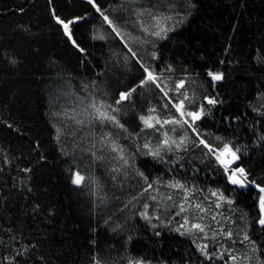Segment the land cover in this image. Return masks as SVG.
<instances>
[{
	"label": "trees",
	"instance_id": "1",
	"mask_svg": "<svg viewBox=\"0 0 264 264\" xmlns=\"http://www.w3.org/2000/svg\"><path fill=\"white\" fill-rule=\"evenodd\" d=\"M97 2L124 38L147 21L137 15L141 9L172 15L176 24L150 47L127 41L130 51L88 0H0V264H95L93 258L101 264H233L230 255L236 264L264 261L259 189L231 185L198 142L230 143L239 156L230 168L243 166L250 182L264 186V0ZM53 10L62 18L83 17L70 27L84 52ZM140 61L164 88L184 79L180 92L193 96L188 108L205 106L195 122L200 137L186 133L184 145L158 157L143 145L156 149L163 139L139 116L153 113L150 108L161 117L177 115L156 83L139 87L113 111L118 90L143 78ZM210 70L223 79L213 81ZM205 95L218 103L208 104ZM93 99L112 105L104 110L125 129L100 119L89 107ZM77 171L79 185L72 182ZM213 190L226 197L219 208ZM192 223L205 225L207 237L189 232ZM193 240L212 255L205 257Z\"/></svg>",
	"mask_w": 264,
	"mask_h": 264
},
{
	"label": "snow or ice",
	"instance_id": "2",
	"mask_svg": "<svg viewBox=\"0 0 264 264\" xmlns=\"http://www.w3.org/2000/svg\"><path fill=\"white\" fill-rule=\"evenodd\" d=\"M51 3V0H49ZM89 4L95 9L96 12H98L104 19V21L112 26L113 31L116 32L117 36H120V32L117 29L114 21L109 18L108 15L105 14V12L102 10L100 4L97 2V0H88ZM23 9H21L22 11ZM145 15L147 17V21L141 23V27L143 28V31L150 36L153 37H163L168 29L164 27V22L167 20H172L173 16L168 15V16H163V15H158L155 12H153L150 9H141L138 11L137 15ZM53 18L57 22L58 25L62 26L64 33L67 35L68 39L71 40L72 44L75 45V47L79 48L81 52H84L85 49L80 47V45L76 42V40L73 38L72 34V29L71 25H73L75 22L80 21L83 19L81 16H73L71 18H62L60 15H57L55 10H53ZM87 13H85V16ZM131 51V49H129ZM133 56H136L135 52H132ZM152 57H155L157 53L153 51L151 53ZM14 62V61H13ZM141 67L143 69V78L139 79L138 84H132L130 87H127L126 90H118V98L115 99V105L116 107L113 109V111H119L120 107H122V102L129 101L131 98L134 97V94L138 91L139 87L145 86L148 82H155L157 86H160V81L159 77L156 75L154 70L147 64H145L143 61H140ZM173 66L169 65L168 66V71H173ZM208 76L211 77L213 81H219L223 79V73L219 71H209ZM185 84L184 79H180L176 82V91H181V86ZM215 86V85H213ZM161 90L164 92V96L168 97V102L172 104V106L175 108L176 112L179 113V118L175 115H170L167 116V118H164L162 120V123L168 124V123H175V124H187L189 127H191L192 131L196 133L198 137H200V133L197 131V128L195 127V122L200 120L201 117L205 114V106L201 104L198 108L196 109H190L186 107V102L188 101V96L187 94H184L183 98H173L169 95L168 91H165L163 88ZM203 100L207 101L208 104L210 105H216L218 103L217 99L213 96L205 95L202 98ZM89 107H91L94 110V113L98 115L100 119H108L113 122H115L121 129H125V124L121 123L115 115H110L108 111H105V108H112V105H108L106 101L100 100L99 103L93 99V101L90 103ZM164 109L166 110L168 108V103L166 102L164 104ZM149 112H155V109L150 108ZM190 118V119H189ZM140 121H142L145 125L148 127H152L153 125L150 123V121L155 120L157 122H161V118L159 116H145V115H140L139 116ZM164 139L160 142L159 145H157L156 149H151V146L149 143H145L143 145L144 149H149V153L153 157H158L160 155L161 147L160 145L164 146H169L170 144H175L177 148L181 147L180 143H176L175 140H170L168 137V133H164ZM103 139V138H102ZM181 143H185L187 141L186 136H181L180 138ZM199 144L204 145V147L208 150V153L211 154L216 161L223 166L224 172L227 174V180L230 182L231 185L234 186H241V187H246L248 183H253L255 184L256 188L259 189V219L258 223L264 228V186H261L260 184L256 183L255 181H249V173L248 171L243 167H231L233 161L239 160V156L237 155L238 150H234L233 146L228 143V142H223L221 145H213L212 143L208 142L204 138L199 139ZM113 144H115V141H112ZM117 151L121 153V157H123V148L122 147H117ZM137 150H139V146H137ZM171 150V149H169ZM42 159L44 157H41ZM125 163L127 161L125 160ZM24 171H29V169H24ZM139 175L144 178L145 182H147L148 178L144 175L143 172H140ZM115 179V177H113ZM83 180V177L81 176L80 172L77 171L73 175V180L72 182L74 184H81ZM171 183V182H170ZM176 187H182V185L179 182H176L175 184ZM147 187L150 189L152 188V184L148 183ZM141 191H146L145 189H141ZM185 196L189 194V189H185ZM212 196H219L220 199L216 201V207H220V200L226 199L224 196L223 192H220L219 190H213L211 192ZM151 199H155V197H150ZM229 204L232 203V201L229 199L228 200ZM183 204V201L181 202ZM145 208H147V204H145ZM196 208L203 212L205 209L201 207V205L198 203L196 205ZM184 211V208H181V212ZM141 215L150 220V217L148 216L147 212L142 211ZM202 220L203 217H200ZM212 219H215V216L212 217ZM185 222H188V217H184ZM181 227H178L176 231H181ZM192 230H199L200 232L204 233V237L206 238L208 233L205 231V225L202 223H192L190 225V228L188 229L189 232ZM182 234H184L182 232ZM224 235L228 237H232L233 233L231 231H227L223 233ZM215 236L216 233H213ZM250 238L247 233L244 234L243 240L248 241ZM193 243L196 244L197 249L205 256L209 257L212 254L207 251V245L203 243H196V240H193ZM253 244V251L256 250L255 248V241H251ZM228 252H232V249H227ZM5 259L12 260L14 259L13 257H6ZM95 261V264H101L100 260H97L93 258ZM231 261H233V264H236L237 257L235 255H230L228 257ZM129 264H145L143 260H136V261H129ZM258 264H264V261H258Z\"/></svg>",
	"mask_w": 264,
	"mask_h": 264
},
{
	"label": "rangeland",
	"instance_id": "3",
	"mask_svg": "<svg viewBox=\"0 0 264 264\" xmlns=\"http://www.w3.org/2000/svg\"><path fill=\"white\" fill-rule=\"evenodd\" d=\"M175 24H176L175 22H172L171 20H167V21L164 22V25L163 26L166 27L169 30L170 28L174 27ZM139 27L138 26H132V28H130L129 31H128L129 33L126 32L127 34L130 35V36L129 35H126V38H124L122 35L118 36L121 39V41L123 42V44L128 49H129V46H128L127 41L129 43H132V44H137V43H140L141 42L146 47H150L151 44L152 45L154 44V43H152L154 41L153 38H156V37L150 36L149 34H147V33H145L143 31V28L142 27H140V28ZM138 39L140 40L139 42H138ZM159 81H160V77H159ZM159 88H160V90H161V88H164L163 86H161V83H160ZM175 89H176V87H174L172 89L170 87V85H169L168 88L167 87L164 88V90L165 91H168L169 92V95L170 96H173L174 98H183L184 97V94H187L188 100L189 99H193V96L191 97L190 95H188L187 90L184 91V92H180V91L178 92ZM163 94H164V92H163ZM186 107H187V104H186ZM174 110H175V108H174ZM161 112L162 111H159V112L155 111V112H153V113H151V114L148 115V116H150V115H152V116H159L161 118V122H157L155 120L150 121V123L153 125L152 127H148L147 125H145L142 122L144 128L150 129V130H152V129L154 130V134L158 136V139L160 137H161V140L164 139L165 138L164 137V133L167 132L168 133V137H169L170 140H175L176 143H180L181 145H184L183 143H181V141L179 139L181 136H186V133L196 134L195 132L192 131L191 127H189L187 124H183V123H181V124H175V123L164 124V123H162V120L164 118H167V116H169V113L167 111H165V113H162L163 116L161 117V115H160ZM175 113H176L177 117L179 118V113L176 112V110H175ZM173 145L174 144H170L169 146L162 145L161 146V150H163V151L164 150L170 151L169 149H171V147ZM173 149H178V148L176 147V145H174ZM178 212H180V209H178Z\"/></svg>",
	"mask_w": 264,
	"mask_h": 264
}]
</instances>
